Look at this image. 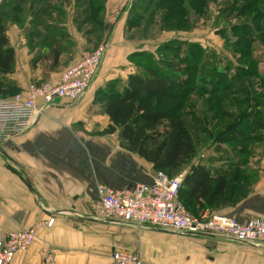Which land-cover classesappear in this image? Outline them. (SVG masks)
I'll use <instances>...</instances> for the list:
<instances>
[{"label": "crops", "instance_id": "crops-1", "mask_svg": "<svg viewBox=\"0 0 264 264\" xmlns=\"http://www.w3.org/2000/svg\"><path fill=\"white\" fill-rule=\"evenodd\" d=\"M132 4L104 0L98 24L91 0H0V21L13 50L12 69L0 75L2 97L21 93L29 83L55 81L84 51L106 45L78 100L54 98L21 131L0 125V241L14 230L31 227L36 233L10 264H40L45 248L52 250L55 264H114L111 253L117 247L136 250L146 264H160L163 257L168 264L170 259L175 264H264V245L97 218V183L131 187L151 183L156 172L127 150L117 130L106 131L110 120L99 94L110 85L120 88L137 70L130 56L144 49L132 37L130 27L139 20V4L135 9ZM210 154L200 161L214 165ZM249 163L255 181L248 194L213 212L240 222L264 218L263 147L254 148Z\"/></svg>", "mask_w": 264, "mask_h": 264}, {"label": "trees", "instance_id": "trees-1", "mask_svg": "<svg viewBox=\"0 0 264 264\" xmlns=\"http://www.w3.org/2000/svg\"><path fill=\"white\" fill-rule=\"evenodd\" d=\"M91 1L90 10L101 24L99 12L104 0ZM184 1L198 16L210 3L231 2L232 6H223L220 13H233L237 20L223 21L214 31L225 39L230 55L221 62L220 52L212 48L206 51L200 43L192 42L180 59H166V68L135 66L136 72L129 74L120 88L110 85L99 94L110 120L106 131L117 130L128 151L168 177L185 170L178 199L198 216L205 210L213 212L235 204L248 194L255 181L254 170L248 166L253 147L264 143V68L260 67L264 58L259 60L254 55L252 45L257 41L264 48V0H167L164 6L160 0L156 6L162 31L190 27L184 5L180 4ZM237 1L242 2L236 9ZM135 54L150 62L154 58L144 51ZM12 65L13 50L7 47L0 21V75L10 72ZM198 92L216 94L214 99H207L202 115L187 112L189 107L183 102L187 95ZM186 115H190L192 125ZM206 140L224 145L238 155L237 159L231 156L226 166L193 161Z\"/></svg>", "mask_w": 264, "mask_h": 264}, {"label": "built area", "instance_id": "built-area-1", "mask_svg": "<svg viewBox=\"0 0 264 264\" xmlns=\"http://www.w3.org/2000/svg\"><path fill=\"white\" fill-rule=\"evenodd\" d=\"M105 48V43H101L90 51H84L55 81L29 83L21 93L0 97V125L21 131L28 128L42 108L54 98L78 100L92 82ZM37 101L42 102L40 106ZM183 174L180 172L168 177L156 171L151 183H136L131 187L112 188L97 183L96 216L180 235H210L244 244L264 245L262 217L240 222L234 217L208 210L198 216L191 214L178 199ZM52 222L53 218L47 221V225ZM35 237V230L31 227L9 232L0 241V264H10L14 254L26 250ZM111 259L114 264H146L139 252L127 247L115 248ZM40 264H55L51 249H43Z\"/></svg>", "mask_w": 264, "mask_h": 264}, {"label": "rangeland", "instance_id": "rangeland-1", "mask_svg": "<svg viewBox=\"0 0 264 264\" xmlns=\"http://www.w3.org/2000/svg\"><path fill=\"white\" fill-rule=\"evenodd\" d=\"M133 1L134 5L132 4V8L135 9L136 0ZM150 1V3L146 4L145 0H138L139 10L137 11V15H139L140 17L138 21L134 22V26L130 28H132L133 31V39L137 38V40L139 41L138 46H142L141 48L144 49V53H147V55H149L148 53H151L150 55H152L154 58L153 60L151 59L152 62H150L146 58H143L142 55H136L134 53L133 56L135 57H132V59H130L131 65L141 67L149 65L151 67H162L164 69L166 68V65L164 64L166 62V59L176 57L180 59L184 55V53L188 51L187 47L192 42L200 43V45L206 51L212 48V50L220 52V54L222 55L221 62H223L225 55H230V52L226 49L225 46V39L220 35H217L214 31L216 29V26H220L223 21L233 22L237 20L233 13H226L225 15L223 13H220V9L223 6H225L226 8L232 6L231 2H226L224 4L219 2L210 3L205 11L202 10V16L194 14V11L188 1L181 2L180 4L184 5L186 14L185 18L187 17V19L189 20L190 27L187 30L183 29L184 31H168V33H164L161 30L160 26V10L159 7L156 6L159 5L158 3L160 0ZM161 1L163 3V6L167 5V0ZM241 2L242 1L235 2L236 9L240 6ZM179 21L184 20L179 19ZM169 23V21H166L165 25H169ZM135 24L137 26H135ZM177 25H179L180 27L182 26L181 24ZM229 40L233 41L232 39ZM172 45L177 47H175V49L169 48ZM253 48L254 55H256L259 60H263L264 48L261 47L259 42L256 41L255 43H253L252 49ZM260 67L264 68V62H260ZM115 87L119 88L117 86ZM215 95H209L208 93L198 92L196 94L187 95L184 98L183 102H185V107H189V110L187 112H198V114L202 115L207 104V99L212 100L214 99ZM218 95L219 94H217V96ZM189 103H191L192 105H190ZM189 117L190 115H186L185 119L187 120L189 125L190 123L192 125V121L190 120L191 117ZM260 147L264 148V143L260 145ZM253 148H257V146H254ZM208 152L214 153L213 156L212 154H210L208 157L209 160L214 163V165L218 166H226L231 156L235 159H237L238 157L235 152L230 153L229 150L227 151L224 145H218L214 143L213 140H209L204 144V146L199 148L197 156L194 158L193 161L203 159L204 155ZM170 260H174L173 264H175V259ZM160 261V264H168L170 262L169 259L165 257H163Z\"/></svg>", "mask_w": 264, "mask_h": 264}]
</instances>
